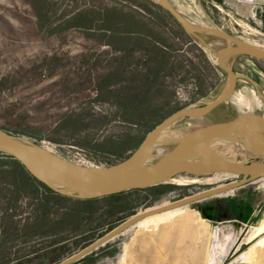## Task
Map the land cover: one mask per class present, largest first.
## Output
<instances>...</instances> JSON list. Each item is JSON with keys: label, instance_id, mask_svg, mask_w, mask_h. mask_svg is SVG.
<instances>
[{"label": "rangeland", "instance_id": "rangeland-1", "mask_svg": "<svg viewBox=\"0 0 264 264\" xmlns=\"http://www.w3.org/2000/svg\"><path fill=\"white\" fill-rule=\"evenodd\" d=\"M169 1L194 24L264 48V0ZM203 37L208 44L217 39ZM229 65L237 74L232 95L264 115V60L241 54ZM226 81L215 53L153 0H0V129L73 162L116 164L162 119L214 99ZM232 95L173 128L239 115ZM239 179L180 176L168 187L97 201L51 195L46 205L43 191L0 156V264H58L136 213ZM12 195H18L14 203ZM180 208L157 226L134 224L71 264H264V231L247 237L264 225V186ZM236 221L242 230L226 239L213 262L215 228L236 230Z\"/></svg>", "mask_w": 264, "mask_h": 264}, {"label": "water", "instance_id": "water-1", "mask_svg": "<svg viewBox=\"0 0 264 264\" xmlns=\"http://www.w3.org/2000/svg\"><path fill=\"white\" fill-rule=\"evenodd\" d=\"M153 1L169 13L187 34L199 39L205 47L215 53L216 63L226 73L227 79L218 95L201 105L190 104L181 107L162 119L145 134L129 157L116 164L101 167L73 162L58 156L47 147L15 136L4 129H0V154L19 161L30 176L54 192L73 199L101 198L120 191L170 183L178 176L203 177L224 173L240 177V179L136 213L89 246L58 264H71L77 261L149 215L217 196L219 193L244 186L264 176V143L256 146L245 140L246 136L252 138L250 137L251 126L264 128V115L252 112H243L226 120L197 124L194 128L190 122L187 125H180L176 127L181 132L180 136L172 143H167L165 151L154 155L153 146L157 143L162 131L173 128L174 123L181 119L195 120L204 117L216 106L229 100L237 82V74L229 65L232 58L242 54L253 59L264 60V48L239 39L218 27L197 25L188 21L173 8L169 0ZM203 36L222 39L225 45L212 48L213 45L206 43ZM216 138L236 142L242 150L247 152V157L242 158L237 155L230 159L226 155H219L210 148V143ZM168 145L172 146L168 148Z\"/></svg>", "mask_w": 264, "mask_h": 264}, {"label": "bare ground", "instance_id": "bare-ground-1", "mask_svg": "<svg viewBox=\"0 0 264 264\" xmlns=\"http://www.w3.org/2000/svg\"><path fill=\"white\" fill-rule=\"evenodd\" d=\"M204 25H206V24H204ZM206 26H208V25H206ZM209 27H211V26L209 25ZM212 27H216V26H212ZM224 42L225 41L222 39H214L212 42H210V45L224 44ZM259 96L262 97L263 95L261 93H259ZM259 96L255 95V97H254L256 105H259L261 102ZM232 100L235 103V105L241 109V113H243V112L254 113L252 110V107L250 106L249 101L246 100L241 94H236V95L234 94ZM191 124L193 125L192 128L196 127V125H197L196 121L194 123H191ZM180 134H181V132L179 130H177L176 127L175 128H167L164 131H162L158 137L157 143L153 146L154 155H158L161 152L165 151L166 150L165 145L169 142L172 143L173 141H175L177 139V137L180 136ZM250 135H251L250 137H252V138H247V136L245 137V140L247 142L254 143V145H256V146L263 145V143H264V128H262L261 126H258V127H256V126L252 127L251 126ZM253 138H254V140H253ZM210 148L215 150V152H217L219 155H226L230 159L236 157L237 155L242 156V158H245L248 155L247 152L242 150L241 147L236 142H234V141L228 142V141L223 140L222 138H216V140H213L210 143ZM218 174L220 175V177H231L232 176V175L230 176V175L224 174V173H218ZM207 176H209V175H207ZM178 177H180V176H178ZM232 177H235V176H232ZM174 179H172V181ZM260 186H264V176H260L259 179L250 181V182L246 183V185H244V186L232 188L231 190L219 193L218 195L223 194V193H228V192L232 191L233 189H237V188H245V189L248 187L258 188ZM176 209H182V208L178 207ZM176 209L165 210V211H162L161 213L149 215L148 217L139 220L135 224H137L138 226L147 227V228H148V225H150V224L157 226L159 224H162V222L169 221V220L175 218L176 215H178L182 211V210H176ZM235 223H236V225L240 224L236 230H234L232 228H231V230L225 229L221 223L219 224L218 227L215 228V234H214L215 238L214 239H216V243L213 244L214 245L213 247L211 246V243L209 244V246L211 247V249H210L211 251L209 250L210 252H208L210 254V257H211L210 260H212L213 262H216L217 256L220 255L221 252L224 251L223 248H224L225 243L227 242L226 239L230 238L229 236L233 237V234H236V233L238 234L239 231L242 230L241 228H242L243 224L239 221H236ZM254 230L255 231L253 233L251 231H249V232H251V234H249V232H248V234H247L248 239H249V237H256V236L260 235L264 231V225H261V227H257ZM262 241H263V239L261 241H258L257 243H262ZM212 242H213V240H212ZM191 258H192V261L199 259L198 253L196 252ZM210 263H211V261H210Z\"/></svg>", "mask_w": 264, "mask_h": 264}, {"label": "trees", "instance_id": "trees-1", "mask_svg": "<svg viewBox=\"0 0 264 264\" xmlns=\"http://www.w3.org/2000/svg\"><path fill=\"white\" fill-rule=\"evenodd\" d=\"M0 156H5L6 158H10L11 160H13V162L15 163V166H17V168L19 169L20 173L24 176H26V178L28 179V181L30 183H34L36 186H37V189H41V191H43V194H44V198H43V201L45 202L46 205H48V203H50L52 200L50 199V196L54 195V196H57V197H65V198H70V197H67V196H64V195H60L56 192H54L53 190H51L48 186L46 187L45 185H43L42 183H40L39 181H37L34 177L30 176V174L25 171V169L23 168V166L19 163V161H16L15 159L9 157L8 155H3V154H0ZM169 185L167 183H161L159 185H153V186H149L147 188H139V189H133V190H125V191H120L116 194H110V195H105L104 197H101V198H90V199H86V200H81V199H77V200H80V201H83V202H90V201H97L99 199H104V198H110V197H119V195H122V194H126V193H131L133 191H138V190H146L147 189H157V188H161V187H168ZM15 196V197H13ZM18 195H12V197L10 198V203H14L16 198H17ZM45 199V200H44ZM72 199V198H71ZM208 209H212L213 207L212 206H207Z\"/></svg>", "mask_w": 264, "mask_h": 264}, {"label": "crops", "instance_id": "crops-1", "mask_svg": "<svg viewBox=\"0 0 264 264\" xmlns=\"http://www.w3.org/2000/svg\"><path fill=\"white\" fill-rule=\"evenodd\" d=\"M44 251V249H42V250H40V252H34V253H31V254H29V255H27L26 256V258L27 259H31V258H33V256H35L36 254H40V253H42Z\"/></svg>", "mask_w": 264, "mask_h": 264}]
</instances>
